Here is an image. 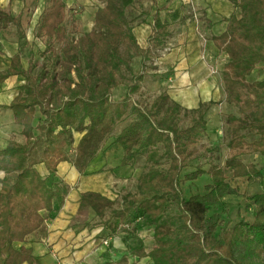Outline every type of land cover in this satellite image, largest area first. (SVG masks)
Here are the masks:
<instances>
[{
    "label": "trees",
    "instance_id": "trees-1",
    "mask_svg": "<svg viewBox=\"0 0 264 264\" xmlns=\"http://www.w3.org/2000/svg\"><path fill=\"white\" fill-rule=\"evenodd\" d=\"M156 4L159 0H151ZM235 12L225 31L214 36L219 51L228 59L222 80L226 103L239 116L227 117L229 156L224 166L211 164L208 170L196 166L207 154L200 146L208 129L207 115L214 101L186 109L166 92L149 104H135L145 73L134 72L135 59L151 61L157 49L165 47L168 24L159 13L146 48L135 34V18L128 11L138 0H105L90 32L78 38L65 26L67 5L50 0L37 31L46 45L42 63L25 69L21 55L12 57L11 67L0 75L4 81L21 76L25 83L9 108L22 127L25 143L11 140L0 150V256L3 264H39L28 238L41 229L55 208L62 207L71 186L54 179L61 162H70L84 175L113 134L118 124L128 122L114 143L122 147L121 166H132L143 158L145 167L135 193L118 204L96 192L82 194L77 219L92 210L110 237L125 233L136 241L128 246L131 261L124 254L106 264H264V193L251 196L246 208L253 221L240 219L224 226L226 199L237 195L227 180L264 181V168L245 162L247 152L264 156V80L250 82L258 64H264V0H229ZM142 15V13H141ZM14 24L19 39L26 37L21 17L0 6V27ZM58 45V47H57ZM128 83L127 94L114 100L115 90ZM40 114L38 118L36 115ZM37 124H35V121ZM82 134L77 146L74 135ZM248 135L257 139L247 141ZM44 165L49 176L38 169ZM207 175L203 193L185 196L182 183ZM153 228L150 253L137 234L141 227ZM127 240V239H126ZM22 244V245H21Z\"/></svg>",
    "mask_w": 264,
    "mask_h": 264
},
{
    "label": "crops",
    "instance_id": "crops-1",
    "mask_svg": "<svg viewBox=\"0 0 264 264\" xmlns=\"http://www.w3.org/2000/svg\"><path fill=\"white\" fill-rule=\"evenodd\" d=\"M4 2L0 0L2 9L9 7L8 11H11L15 17H21V25L26 37L19 39L18 29L12 23L6 28L0 27V75L11 67L12 57L16 54L21 55L25 69L30 67L29 63L34 60V56L27 59V54L20 45L27 41L25 26L31 20V13L34 11L33 15H36L39 12L25 3L19 5L20 0H13L10 5ZM151 3L152 14L144 24L135 27V34L141 47L146 48L154 29V15L159 13L161 20L169 25L165 46L170 43L173 49H170L171 53L166 57L165 70L174 73L175 86L170 92L177 97L170 96L186 109H196L200 103L214 100V92L220 90V83L211 75L208 64L213 57L223 53L215 45L213 37L225 31L228 18L235 12L233 4L229 0H159L156 4L152 1ZM45 10L39 15L38 27ZM12 26L15 28V38H8L5 32L12 29ZM41 41L45 44L42 39ZM137 60L142 61L141 58ZM24 83L25 80L21 76L0 80V150H4L8 143L15 139L14 137L19 143L26 141L22 135V127L15 123L12 110L6 108L18 96L20 87ZM112 150L118 151L122 161L124 156L122 147L114 142L109 143L98 153L84 175H81L70 162L59 164L54 179L68 183L72 186L71 191L65 204L60 208L56 207L48 215L49 218L44 226L23 244L32 249L33 255L39 259V264H106L117 261L126 254L121 252L127 249V240L121 237L125 233L110 237L102 226H88L86 224L89 220L82 221L81 218L77 220L83 193L96 192L116 200V195L112 191L115 185L119 184L123 187L131 178L135 180L140 178L141 172H138L139 169L133 165L112 166L110 163ZM39 166L43 167L44 174L49 176L46 167L43 164ZM94 216L89 213L90 219ZM140 233L139 230V236ZM117 238L120 244L112 246L117 242ZM104 241H108L111 245L105 247ZM7 253L5 251L0 256V264L4 263ZM118 253L122 255L116 257Z\"/></svg>",
    "mask_w": 264,
    "mask_h": 264
},
{
    "label": "rangeland",
    "instance_id": "rangeland-1",
    "mask_svg": "<svg viewBox=\"0 0 264 264\" xmlns=\"http://www.w3.org/2000/svg\"><path fill=\"white\" fill-rule=\"evenodd\" d=\"M6 5H10L13 0H4ZM67 5V20L65 26L68 30V33L71 34L72 37L78 38L79 36L84 35L87 32H90L94 25V18L97 10L100 7H103L105 4V0H64ZM25 3V5L32 6L34 10H38L39 12L36 15L31 13V20L28 25L25 26V31L27 32V41L22 42L20 48L27 54L26 58L29 59L31 56H34V60L29 63L31 66L34 63H42V52L45 49L46 45L42 43L41 39H37V31H38V18L40 13L49 7L50 0H20L19 5ZM6 10H10L9 7H5ZM153 5L151 0H138L135 7L133 9H129L128 14L130 18H135L137 20L136 23L141 22L142 19L146 21L149 16L152 14ZM11 12V11H10ZM199 12V11H197ZM142 13V15H141ZM144 24V23H143ZM10 25V24H9ZM137 27V24H135ZM139 25V24H138ZM3 29V28H2ZM5 34L8 38H15V28L6 30ZM170 44V43H169ZM167 45L161 49H157L155 54L156 56L148 63H144L135 59L133 63V71L134 72H142L145 73L146 80L142 83V89L139 94L133 96V103L146 105L151 103L157 96L166 92L170 93L169 95H173V97H177L174 93L170 91L175 86V79L173 78L174 73L167 72L165 70V61L167 60L168 54L171 53L170 49H173V45ZM58 47V45H57ZM228 57L225 54H220L219 56H215L211 59V63L208 64L211 75L216 82L220 83V90L215 91L214 93V101L215 105L211 108L207 115L208 120V129L206 134L204 135L201 145L200 152L203 154H207L206 159H201L199 162L194 164L191 167L185 169L184 173L192 172L196 169V166H201L203 169L208 170L211 164H218L220 166H224L226 159L232 155V152L229 149L230 137L228 135V124L227 117L229 115H237L239 116L238 109L234 106H231L226 103V95L224 91V84L222 80V74L224 71V66L226 64ZM28 62V60H25ZM139 61V62H138ZM138 62V63H137ZM28 65V66H29ZM264 80V64L260 63L257 65L255 71L252 76L249 78L250 82ZM150 81V83H148ZM128 83H124L119 86L114 94V100H121L127 94ZM171 97V96H170ZM172 98V97H171ZM173 99V98H172ZM174 100V99H173ZM38 118L40 114L36 115ZM35 121V124H37ZM128 124V122H123L118 124L113 134L103 143L101 150L107 147L109 143L115 141V138L121 133L123 128ZM80 136V137H79ZM16 142V137H14ZM82 138V134H77L76 138H74V146L76 147ZM21 138H18L20 140ZM257 139L256 135H248L247 141L252 142ZM76 141V142H75ZM19 143V142H18ZM23 144V143H21ZM115 144V143H114ZM100 150V151H101ZM118 151L112 150L111 153V161L110 163L114 167H118L121 164V160L119 157ZM97 157V156H96ZM123 158V156H122ZM242 159L247 163H253L259 168H264V156H261L258 153L247 152ZM72 164V163H71ZM145 160L141 158L138 163L134 164L136 168L139 169L138 172L143 173L145 167ZM121 166V165H120ZM41 174L46 176L43 167L38 166ZM4 174L0 173V179L3 178ZM227 180L230 185L237 191V195L230 196L226 199V207L221 211L223 213L224 218V226L228 224L229 227L234 226L239 222L240 219H246L247 221H253V213L251 210L247 209L246 206L250 202V197L255 194L264 193V181H255L248 182L246 179H233L229 172L226 174ZM137 178V177H136ZM138 180L131 178L125 186L121 187L119 184L115 185L113 188V194L116 195L117 206H120L123 203V197L128 193H135ZM63 181V180H62ZM65 182V181H63ZM66 183V182H65ZM209 183V177L204 175L200 177L198 180L193 182H184L181 187L185 196H189L192 194L203 193L205 191V186ZM68 184V183H67ZM72 188V186H71ZM89 213L95 215L90 219ZM78 220V219H77ZM82 221L89 220V223L86 224L88 226H98L100 225V219L96 216V214L89 210L85 216L81 218ZM140 238L143 239L144 244L146 246V252L150 253L154 247V239H153V228H149L147 226H143L140 228ZM138 234V233H137ZM127 239L126 246H136V241L133 237L128 236L126 234L121 236ZM105 242V241H104ZM120 244L119 238H117V242L112 244V246ZM104 245V244H103ZM107 245H111L109 242ZM104 245L105 247H108ZM122 246V245H121ZM121 249H119L120 251ZM118 252V251H116ZM121 252H126L128 254V249H125ZM122 254L118 253L116 257H120ZM129 255V254H128ZM131 261L136 260L135 257L129 255ZM145 259H143L144 261ZM142 262V260H141Z\"/></svg>",
    "mask_w": 264,
    "mask_h": 264
},
{
    "label": "built area",
    "instance_id": "built-area-1",
    "mask_svg": "<svg viewBox=\"0 0 264 264\" xmlns=\"http://www.w3.org/2000/svg\"><path fill=\"white\" fill-rule=\"evenodd\" d=\"M104 244L107 245V244H108V241H105ZM140 263H141V264H152V263H150V262H149L148 260H146V259H145L144 261H143V259H142V262L140 261Z\"/></svg>",
    "mask_w": 264,
    "mask_h": 264
}]
</instances>
